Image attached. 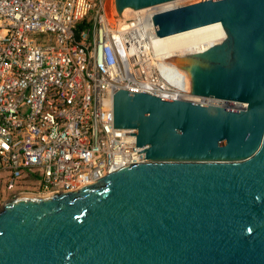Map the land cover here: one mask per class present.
Returning a JSON list of instances; mask_svg holds the SVG:
<instances>
[{"label": "water", "instance_id": "obj_1", "mask_svg": "<svg viewBox=\"0 0 264 264\" xmlns=\"http://www.w3.org/2000/svg\"><path fill=\"white\" fill-rule=\"evenodd\" d=\"M168 0H114L123 20ZM159 44L223 28L204 51L156 60L194 96L120 89L114 128L146 161L75 191L21 194L0 210V264H264V0L151 11Z\"/></svg>", "mask_w": 264, "mask_h": 264}, {"label": "built area", "instance_id": "obj_2", "mask_svg": "<svg viewBox=\"0 0 264 264\" xmlns=\"http://www.w3.org/2000/svg\"><path fill=\"white\" fill-rule=\"evenodd\" d=\"M188 1L123 20L115 8L109 18L105 0H0V210L17 195L75 191L147 160L126 135L134 128H114L120 89L214 104L171 86L156 66L170 56L151 11L204 0Z\"/></svg>", "mask_w": 264, "mask_h": 264}, {"label": "bare ground", "instance_id": "obj_3", "mask_svg": "<svg viewBox=\"0 0 264 264\" xmlns=\"http://www.w3.org/2000/svg\"><path fill=\"white\" fill-rule=\"evenodd\" d=\"M111 0H108L106 2L105 0V10L111 18L113 11H114V1L113 3L110 2ZM191 1V0H190ZM190 1H188L190 3ZM193 3V1H191ZM113 8V9H112ZM136 9H133V12ZM225 38V31L223 28H218L209 32H205L202 34L190 36L187 38H183L177 41L169 40L165 44L163 43V51H166V56L171 55H177V56H187L190 54H194L197 52L204 51L206 48L210 47L213 44L221 42ZM195 101H203V100H209L211 103L217 104V105H231L236 107H243L240 103H233V102H227L224 100H219L215 98H197L192 97ZM229 103V104H228ZM23 194H31V193H23ZM21 195V194H20Z\"/></svg>", "mask_w": 264, "mask_h": 264}, {"label": "rangeland", "instance_id": "obj_4", "mask_svg": "<svg viewBox=\"0 0 264 264\" xmlns=\"http://www.w3.org/2000/svg\"><path fill=\"white\" fill-rule=\"evenodd\" d=\"M107 1H108V0H106V2H107ZM191 1L196 2V1H202V0H191ZM191 1H190V3H192ZM110 2L113 3V0H111ZM113 4H114V3H113ZM112 9H113V8H112ZM228 104H229V103H228ZM229 106H231V105H229ZM8 196H9V195L7 194L6 197H8Z\"/></svg>", "mask_w": 264, "mask_h": 264}, {"label": "trees", "instance_id": "obj_5", "mask_svg": "<svg viewBox=\"0 0 264 264\" xmlns=\"http://www.w3.org/2000/svg\"><path fill=\"white\" fill-rule=\"evenodd\" d=\"M79 26H80V27L84 26V23L81 22V23L79 24Z\"/></svg>", "mask_w": 264, "mask_h": 264}]
</instances>
